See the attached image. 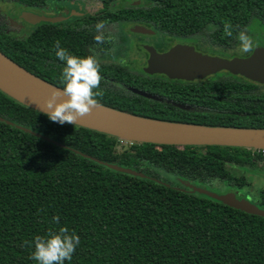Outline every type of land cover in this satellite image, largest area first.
<instances>
[{
	"label": "trees",
	"instance_id": "1",
	"mask_svg": "<svg viewBox=\"0 0 264 264\" xmlns=\"http://www.w3.org/2000/svg\"><path fill=\"white\" fill-rule=\"evenodd\" d=\"M117 1L0 0L26 9L52 3L85 9L80 19L41 23L21 37L0 11V52L61 89L59 40L73 55L101 60L100 105L169 123L264 129V85L225 71L199 81L170 80L112 60L124 47L123 25H142L168 45L219 56L239 45L240 30L255 39L251 26L264 28V0H129L112 8ZM101 21L110 39L97 44ZM224 22L233 25L232 37L224 36ZM236 170L263 173L264 150L121 143L52 122L0 90V264H36L35 237L61 227L80 237L65 264H264V217L186 186L248 191ZM255 192L254 204L264 210V187Z\"/></svg>",
	"mask_w": 264,
	"mask_h": 264
},
{
	"label": "water",
	"instance_id": "2",
	"mask_svg": "<svg viewBox=\"0 0 264 264\" xmlns=\"http://www.w3.org/2000/svg\"><path fill=\"white\" fill-rule=\"evenodd\" d=\"M137 4H139V1L136 2ZM20 18L31 26H36L40 23L54 24L61 19L47 17L43 13L35 14L29 11H23L20 14ZM130 29L136 34H153L152 30L141 25H132ZM144 49L148 54V59L143 71L147 75H163L170 80L192 82L203 80L209 76L225 71L235 76H241L256 84L264 85V48L261 46H256L246 57H233L230 59L204 54L197 51L194 46L187 44H176L162 53H158L152 46H145ZM0 72L7 78L8 82L13 83L23 93L27 94L32 103L25 102L23 99L10 94L1 87L0 90L19 103L41 113H44V103L51 91L59 89L30 74L1 52ZM37 83L44 85V87L38 86ZM99 112H102L103 118L105 119L115 117L121 120V118H126L127 124L117 126L92 118V114ZM92 114L80 118L76 126L116 137L123 142H145L178 146L212 145L264 150V129L217 128L169 123L137 117L100 104L93 109ZM132 121L145 125H168L177 128L187 127L190 130L184 134L174 132L169 136H163L161 134L149 136L133 135L130 133V126L128 125ZM186 186L193 188V190L200 194L216 199L231 208L264 217L263 209L250 203L245 198L236 197L233 192L218 194L204 187H192L190 184H186Z\"/></svg>",
	"mask_w": 264,
	"mask_h": 264
},
{
	"label": "clouds",
	"instance_id": "3",
	"mask_svg": "<svg viewBox=\"0 0 264 264\" xmlns=\"http://www.w3.org/2000/svg\"><path fill=\"white\" fill-rule=\"evenodd\" d=\"M106 25L101 21L95 24L97 44L106 42L104 30ZM223 34L233 36V25L224 22ZM236 39L242 53H251L255 48L253 38L247 29L240 30ZM56 56L65 62L61 73L63 88L54 89L44 103V113L52 122L61 125L68 123L77 125L78 120L91 115L99 104L97 97L102 95L100 89L103 77L100 73L101 60L96 55L80 57L73 55L68 49L61 47L60 41L55 42ZM59 223V217L53 218ZM80 244V237L74 231L69 232L67 227L58 231H49L47 235H37L34 240V251L31 259L36 264H65L71 261L76 248Z\"/></svg>",
	"mask_w": 264,
	"mask_h": 264
},
{
	"label": "rangeland",
	"instance_id": "4",
	"mask_svg": "<svg viewBox=\"0 0 264 264\" xmlns=\"http://www.w3.org/2000/svg\"><path fill=\"white\" fill-rule=\"evenodd\" d=\"M129 3H130L129 0H119L112 5V8H121ZM55 8H56V5L52 3L50 7L46 10L47 12L45 13V15L48 17H51V16L55 17V13H54L56 11ZM69 9H73L76 11L77 7L74 5H70L68 7V10ZM22 10H23V7L16 3L0 2V11L5 15L6 18L9 19L12 25L19 27V29L17 28L18 31L16 32V34L20 37L27 35L30 31L29 29L24 30L23 29L24 27L26 28L32 27L31 25H28V24L24 25L23 24L24 22L20 20L19 14H21ZM31 11L37 14L35 10H31ZM256 26L257 25L253 24L250 28V31L252 32V34L257 35V36H254L255 39L253 40L256 46H261L264 48V31H263L264 28L258 29ZM122 32L125 37L124 47L120 53L113 56L112 60L114 62L133 67L134 69L139 70V71L142 70L141 65H144V62H145V54H143V52L140 49H138L140 45L143 44V46H146V45L153 46L154 48H156L155 47L156 45L159 48H165L167 44L169 43L168 40H165L164 38H161V37L156 38L155 36H151V35H142V34L133 33L131 29L125 25L122 26ZM247 54H250V53H242L239 50V45L233 50H228V51L220 50L219 53H217V55L221 57H226V58H229L230 56L245 57ZM139 63H141V65ZM236 171L238 174H244L242 171H239V170H236ZM258 174H254V173L244 174L247 182H249L250 184V188L248 189V191L242 190L243 192L241 191L233 192L236 195V197L245 198L247 201H249L252 204L255 203V200H256L255 190H258L264 187V176L259 177V176H262L264 172L263 173L259 172ZM170 179H172L175 183H178L175 177L172 176L170 177ZM225 188H226L225 186H222L220 192L217 190H213V192L218 193V194H223V191L225 190Z\"/></svg>",
	"mask_w": 264,
	"mask_h": 264
},
{
	"label": "bare ground",
	"instance_id": "5",
	"mask_svg": "<svg viewBox=\"0 0 264 264\" xmlns=\"http://www.w3.org/2000/svg\"><path fill=\"white\" fill-rule=\"evenodd\" d=\"M38 86L44 87V85L37 83ZM0 87L9 92L10 94H13L15 96H18L19 98L23 99L25 102L32 103L29 96L25 93H23L19 87L14 85L13 83L8 82L7 78L0 72ZM92 118H96L97 120H100L102 122H106L112 125H126V118H109L105 119L103 118L102 112L95 113L91 115ZM130 126V133L133 135H141V136H149V135H158L161 134L163 136H169L174 132H181L184 134L190 128L187 127H173L168 125H145L143 123H138L132 121V123H128Z\"/></svg>",
	"mask_w": 264,
	"mask_h": 264
},
{
	"label": "flooded vegetation",
	"instance_id": "6",
	"mask_svg": "<svg viewBox=\"0 0 264 264\" xmlns=\"http://www.w3.org/2000/svg\"><path fill=\"white\" fill-rule=\"evenodd\" d=\"M56 5V11L54 12L55 13V17L57 18H61L59 19L56 23L54 24H61V23H65V22H69V21H73L74 19H80L82 18L84 15H85V9L83 7H80L79 5H74L77 7L76 11L73 10V9H69L68 10V7L70 5H73V3H54ZM67 4V5H66ZM67 8V9H66ZM31 10H35L37 12V14H40V13H43L45 15V13L47 12L46 10L44 9H26V8H23L22 12L23 11H29V12H32ZM21 12V13H22ZM20 15V14H19ZM46 16V15H45ZM48 17V16H47ZM52 17V16H51ZM20 18V16H19ZM21 21H23L21 18H20ZM24 22V21H23ZM24 25H26L27 23H23ZM41 24V23H40ZM30 25V24H28ZM39 25V24H38ZM20 26V25H19ZM37 26V25H36ZM132 26V25H131ZM131 26H128V28H131ZM142 26V25H141ZM17 27V26H16ZM24 27V26H23ZM33 27L35 26H32L30 28H26L24 27L23 29L24 30H27L29 29L30 31H32ZM19 29V27H17ZM17 29V31H18ZM29 31V32H30ZM151 36H155L156 38L157 37H161L159 35H157L154 31H153V34H151ZM163 38V37H161ZM166 40V39H165ZM176 44H180V43H172L170 45L167 44V46L165 48H159L158 46L155 45L156 48H153L158 52V53H162V52H165L167 51L169 48H171L172 46L176 45ZM182 44V43H181ZM148 46V45H146ZM145 46L140 45L138 49H140L143 54H145V62H144V65H141V63H139L141 66H142V69H144V67L146 66V62H147V59H148V54L147 52L145 51L144 49ZM196 49V48H195ZM197 50V49H196ZM226 58V57H224ZM230 59V58H228Z\"/></svg>",
	"mask_w": 264,
	"mask_h": 264
},
{
	"label": "built area",
	"instance_id": "7",
	"mask_svg": "<svg viewBox=\"0 0 264 264\" xmlns=\"http://www.w3.org/2000/svg\"><path fill=\"white\" fill-rule=\"evenodd\" d=\"M121 143H125V142L121 141Z\"/></svg>",
	"mask_w": 264,
	"mask_h": 264
}]
</instances>
